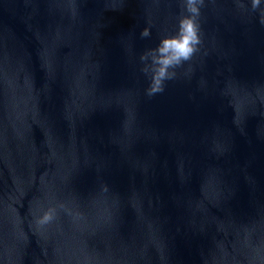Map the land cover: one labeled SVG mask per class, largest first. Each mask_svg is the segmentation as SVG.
Returning <instances> with one entry per match:
<instances>
[{"label":"water","instance_id":"95a60500","mask_svg":"<svg viewBox=\"0 0 264 264\" xmlns=\"http://www.w3.org/2000/svg\"><path fill=\"white\" fill-rule=\"evenodd\" d=\"M181 11L0 0V264H264V6L205 0L149 97L139 54Z\"/></svg>","mask_w":264,"mask_h":264},{"label":"clouds","instance_id":"9594fccd","mask_svg":"<svg viewBox=\"0 0 264 264\" xmlns=\"http://www.w3.org/2000/svg\"><path fill=\"white\" fill-rule=\"evenodd\" d=\"M205 0H181L182 11L176 19V28L172 32H164L157 43L139 54L141 72L148 80L145 89L151 97L164 90L165 83L177 76V70L189 62L201 45L200 16ZM241 0H237L240 3ZM254 11H260L264 0H248ZM264 22V18H262ZM148 22L140 29V35L151 34ZM55 208L48 207L39 210L35 215L37 226L49 224L55 217Z\"/></svg>","mask_w":264,"mask_h":264}]
</instances>
